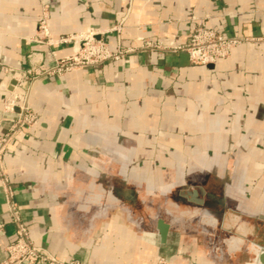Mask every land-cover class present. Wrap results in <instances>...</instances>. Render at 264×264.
Segmentation results:
<instances>
[{"label": "crops", "instance_id": "obj_1", "mask_svg": "<svg viewBox=\"0 0 264 264\" xmlns=\"http://www.w3.org/2000/svg\"><path fill=\"white\" fill-rule=\"evenodd\" d=\"M44 5L52 38L91 29L113 44L122 22L124 46L185 44L197 21L264 37V0H0V133L12 119L6 67L71 51L34 41ZM28 103L36 121L7 143L2 168L35 244L82 264H264V41L209 65L143 49L41 75ZM0 220L3 264L15 225L1 186Z\"/></svg>", "mask_w": 264, "mask_h": 264}, {"label": "built area", "instance_id": "obj_2", "mask_svg": "<svg viewBox=\"0 0 264 264\" xmlns=\"http://www.w3.org/2000/svg\"><path fill=\"white\" fill-rule=\"evenodd\" d=\"M49 8L42 7L41 16L37 22L34 41L46 45L71 44L70 53L56 56L50 51V60L34 59L25 69L6 67L11 73V89L4 101L2 111L12 115L7 131L0 133V186L4 195L6 213L11 223L15 225L12 239L5 245L3 264H82L76 258L61 260L47 248L35 244L29 236L27 225L20 219L18 207L14 201L11 182L2 168L3 154L7 143L15 134L25 128L32 127L37 115L28 103L32 82L41 75H60L75 68H88L109 60L124 58L139 50H171L184 51L190 63L209 65L216 60L226 58L231 50L240 43L261 42L264 37L226 36L197 21L191 28L189 39L185 44L166 45L157 40L144 39L138 45L124 46L121 44L122 22H118L109 31L115 32L116 41L113 44L105 42L101 37L96 38V32L88 29L59 35L52 38L48 27ZM100 36V35H99ZM4 222L0 220V231Z\"/></svg>", "mask_w": 264, "mask_h": 264}, {"label": "water", "instance_id": "obj_3", "mask_svg": "<svg viewBox=\"0 0 264 264\" xmlns=\"http://www.w3.org/2000/svg\"><path fill=\"white\" fill-rule=\"evenodd\" d=\"M98 38V37H96ZM14 80L10 81V84H14ZM9 89H11V87H9ZM162 223V220H159V224ZM167 224H161L159 226V235H160V239L161 241L165 240V236H166V231H167ZM258 237L260 238L259 241V247L257 250V258L256 261L264 263V229H260L259 233H258Z\"/></svg>", "mask_w": 264, "mask_h": 264}, {"label": "rangeland", "instance_id": "obj_4", "mask_svg": "<svg viewBox=\"0 0 264 264\" xmlns=\"http://www.w3.org/2000/svg\"><path fill=\"white\" fill-rule=\"evenodd\" d=\"M166 206V205H165ZM163 215H166L169 218L167 211L163 212ZM154 264H170L164 257H158Z\"/></svg>", "mask_w": 264, "mask_h": 264}]
</instances>
